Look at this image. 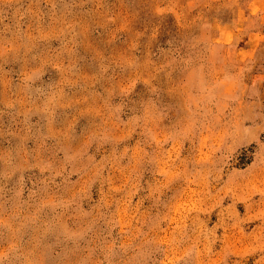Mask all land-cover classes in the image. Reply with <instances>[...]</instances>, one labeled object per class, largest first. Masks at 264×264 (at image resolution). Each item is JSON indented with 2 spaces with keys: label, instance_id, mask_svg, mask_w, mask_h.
<instances>
[{
  "label": "rangeland",
  "instance_id": "374dc122",
  "mask_svg": "<svg viewBox=\"0 0 264 264\" xmlns=\"http://www.w3.org/2000/svg\"><path fill=\"white\" fill-rule=\"evenodd\" d=\"M0 264H264V0H0Z\"/></svg>",
  "mask_w": 264,
  "mask_h": 264
}]
</instances>
